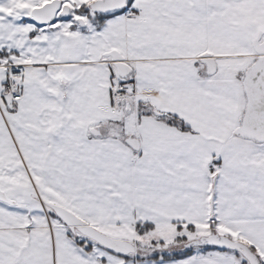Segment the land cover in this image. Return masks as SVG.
Instances as JSON below:
<instances>
[{"label": "snow or ice", "instance_id": "obj_1", "mask_svg": "<svg viewBox=\"0 0 264 264\" xmlns=\"http://www.w3.org/2000/svg\"><path fill=\"white\" fill-rule=\"evenodd\" d=\"M0 264H264V0H0Z\"/></svg>", "mask_w": 264, "mask_h": 264}]
</instances>
